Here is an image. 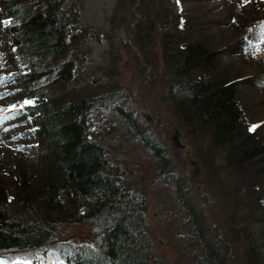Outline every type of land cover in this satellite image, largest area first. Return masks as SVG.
I'll list each match as a JSON object with an SVG mask.
<instances>
[{
  "label": "trees",
  "instance_id": "1",
  "mask_svg": "<svg viewBox=\"0 0 264 264\" xmlns=\"http://www.w3.org/2000/svg\"><path fill=\"white\" fill-rule=\"evenodd\" d=\"M0 1L16 18L6 32L11 45L19 48L14 75L26 84L21 102L8 110L26 109L39 150L35 168L15 172L10 187L0 181V254L46 255L65 230L87 226L86 241L69 242L67 264H165L140 226L142 198L127 182L124 169L92 139L86 113L96 106L85 99L54 104L39 89L49 74L59 84L78 78L77 63L67 57L75 35L62 2ZM186 1L139 0L136 40L145 52V31L162 28L163 82L170 89V111L187 135L202 141L199 162L210 182L205 191L223 234L216 231V237L206 239L203 254L194 261L264 264V130L245 124L237 92L241 78L222 65L220 49L204 36L193 8L177 12L179 3ZM256 70L264 74V69ZM25 96L28 103H23ZM114 108L129 122L136 141L150 152L158 150L136 118L118 104ZM183 205L192 212L187 196Z\"/></svg>",
  "mask_w": 264,
  "mask_h": 264
},
{
  "label": "rangeland",
  "instance_id": "2",
  "mask_svg": "<svg viewBox=\"0 0 264 264\" xmlns=\"http://www.w3.org/2000/svg\"><path fill=\"white\" fill-rule=\"evenodd\" d=\"M60 1L69 16V31L75 35L67 57L77 63L78 78L59 84L49 74L39 89L54 104L85 99L96 106L86 113L92 139L124 169L127 182L142 198L140 226L156 255L165 264H195L194 259L203 254L204 241L216 237V231L220 237L222 233L214 221L216 213L214 218L206 204L211 203L205 191L210 182L199 162L201 140L187 135L170 111V89L163 82L162 28L145 31L148 43L141 52L136 40L140 39L136 28L141 21L139 0ZM190 8L202 23L204 36L220 49L222 65L241 78L237 92L245 124L261 125L264 130V74L256 70L264 69V0H189L179 3L177 12ZM15 21L0 1V181L8 187L15 172L35 168L39 152L26 109L8 110L21 102L22 85H26L14 75L19 48L11 45L6 32ZM22 99L26 103V96ZM109 99L113 100L110 104ZM115 104L150 132L146 134L151 142L156 141L158 150L150 152L134 139L129 122L115 110ZM176 134L184 150L177 146ZM185 196L194 206L192 212L184 208ZM65 231L51 242L46 255L33 251L0 254V264H67L69 242L86 241L90 231L87 226Z\"/></svg>",
  "mask_w": 264,
  "mask_h": 264
},
{
  "label": "water",
  "instance_id": "3",
  "mask_svg": "<svg viewBox=\"0 0 264 264\" xmlns=\"http://www.w3.org/2000/svg\"><path fill=\"white\" fill-rule=\"evenodd\" d=\"M133 35H134V33L132 34V37H133ZM175 142H176V144H177V146L179 147L180 150H184L185 149V145L181 141V138H180L179 134H176V136H175ZM191 164H192V166H195V163L194 162H191ZM206 204L209 205L210 207L215 208V205L213 203H207L206 202ZM216 215H217V218H216V224H217V222H218V213H217V211H216ZM220 231L223 234V231L222 230H220Z\"/></svg>",
  "mask_w": 264,
  "mask_h": 264
},
{
  "label": "snow or ice",
  "instance_id": "4",
  "mask_svg": "<svg viewBox=\"0 0 264 264\" xmlns=\"http://www.w3.org/2000/svg\"><path fill=\"white\" fill-rule=\"evenodd\" d=\"M26 103H28V102L26 101Z\"/></svg>",
  "mask_w": 264,
  "mask_h": 264
}]
</instances>
